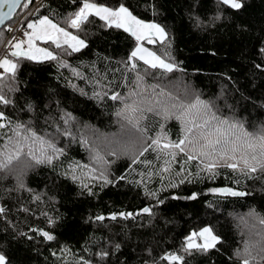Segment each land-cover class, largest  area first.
Segmentation results:
<instances>
[{
    "label": "trees",
    "instance_id": "1",
    "mask_svg": "<svg viewBox=\"0 0 264 264\" xmlns=\"http://www.w3.org/2000/svg\"><path fill=\"white\" fill-rule=\"evenodd\" d=\"M83 2L33 0L0 29V45L23 13L25 24L47 16L65 26L64 20ZM90 2L112 8L123 4L137 18L165 28L163 44L145 46L176 68L163 79L158 72L156 79L145 76L146 86L167 85L187 102L199 97L218 116L243 124L250 133L264 128V0H240L242 8L225 12L216 0ZM37 8L38 16L28 15ZM217 14L219 20L214 19ZM89 19L94 22L84 24L83 31L69 28L88 45L79 52L66 55L51 43H36L59 52L58 59L67 67L57 61L21 60L16 79L9 82L15 90L6 89L13 101L5 109L11 120L53 139L63 155L52 165L33 164L23 175L0 171V253L9 264H164L159 258L167 252L183 255L184 264H241L235 253L264 231L257 218H264V172L249 177L221 167L213 177L192 167V175L177 176L178 156L173 171L161 179L148 177L150 169L133 165L127 157L108 156L107 141L120 133L123 123L116 116L122 105L110 96H126L135 88L131 81L136 73L124 63L135 40L122 29L101 27L98 17ZM140 66L142 70V62ZM151 128L152 136L160 131L154 123ZM163 131L174 140L182 127L172 119ZM8 135L10 131L0 137V148L8 143ZM96 152L110 162L109 179L115 183L104 185L92 179L88 168L77 167L91 168ZM122 175L126 179H118ZM82 182L94 195L81 187ZM225 188L247 195H221L218 190ZM145 208L150 212L144 213ZM99 216L104 219L97 220ZM203 227H211L221 243L207 253H183L185 238ZM43 231L55 239L47 241L39 234ZM103 253L107 255L101 259Z\"/></svg>",
    "mask_w": 264,
    "mask_h": 264
},
{
    "label": "snow or ice",
    "instance_id": "2",
    "mask_svg": "<svg viewBox=\"0 0 264 264\" xmlns=\"http://www.w3.org/2000/svg\"><path fill=\"white\" fill-rule=\"evenodd\" d=\"M32 3L33 0H0V24H3L6 19H12L16 9L22 7L27 10ZM216 4L221 12L243 7L240 0H216ZM28 15L38 16V8L29 12ZM89 17H98L103 22L101 27L122 29L135 40L134 48L124 62L130 73H136L134 81H131L135 88L126 96L120 93L110 96L112 101H118L122 105L116 112V116L123 123H121L120 133L107 141L108 156L116 159L127 157L133 165L139 163L150 169L147 172L148 177L160 175L161 179L164 178V173L173 171V165L177 163L178 156L180 170L175 173L177 176L184 172L192 175L189 171L192 167L213 177L217 174L215 170L221 167L249 177L257 171L264 172V128L260 129L259 133H250L245 130L243 124L218 116L199 97L192 102H187L168 91L167 85L162 86L159 82L147 86L144 84L145 76L156 79L158 72L163 79L165 74L173 72L176 68L174 63L166 62L156 52L150 51L145 46V44L154 45L157 42L163 44L167 37L164 27L158 23L145 22L137 18L123 4L112 8L90 2V0H84L82 6L64 20L65 27L53 22L47 16H38L37 19L26 24V28L31 29V31H23V37H26V40L12 37L6 47H0V69L6 74L0 76V137L7 135L8 131L11 132V135L7 136L8 143L0 148V171H16L19 175H23L33 164L52 165L54 160L63 155V149L58 148L53 139L38 136L23 123H14L11 120L5 109L13 101L7 97L6 89L7 91L15 90L9 82L16 79V70L21 60L57 61L60 66L67 67L66 63L58 59L59 52L38 47L36 41L51 43L55 45L56 50H62L66 55L79 52L88 46L86 41L67 29L83 31L84 24L94 22ZM220 18L219 14L214 17L215 20ZM195 26H200L199 20ZM25 44H27L26 49ZM140 62L143 64L142 70ZM172 119L178 121L182 127V134L174 140L163 131L166 123ZM153 123L160 129L155 136L150 135ZM146 154L153 155L154 158L148 159ZM141 157L145 159L141 160ZM193 161L196 163L192 164ZM109 163L104 156L96 152L91 168L88 165H77V167L88 168L92 179L101 180L104 185H107L115 183L109 179ZM96 164H100L101 167H96ZM199 172L196 174L198 175ZM140 175L143 177L145 173ZM75 179L76 177L73 176V180ZM118 179H126V176L122 175ZM183 182L182 178L180 183ZM172 186L176 185L172 183ZM81 187L87 188L89 195H94L88 184L82 182ZM218 191L225 196L247 195L230 188ZM149 194L155 195V193ZM190 198L195 200L196 196L193 195ZM3 211L4 209L0 208V213ZM143 212L149 213L150 210L145 208ZM249 215L256 214L250 212ZM123 218L127 219L128 214H124ZM257 218L260 224H264V218ZM96 219L102 221L104 217L99 216ZM111 219L115 220L116 216L113 215ZM50 223L55 221L50 220ZM33 231L36 230L33 229ZM39 234L47 241L55 239V236L47 231ZM257 235L258 240L244 241L242 250L235 253L241 264H264V231ZM220 243V237L213 233L211 227H203L199 231L191 232L185 238L181 251L187 255H192L193 252L207 253ZM106 255L107 253H103L101 259ZM159 259L164 264H184V256L176 252L164 253ZM0 264H9L3 253H0Z\"/></svg>",
    "mask_w": 264,
    "mask_h": 264
},
{
    "label": "built area",
    "instance_id": "3",
    "mask_svg": "<svg viewBox=\"0 0 264 264\" xmlns=\"http://www.w3.org/2000/svg\"><path fill=\"white\" fill-rule=\"evenodd\" d=\"M27 13V12H26ZM26 13H23L16 21L15 23L9 28V32L6 36V38L3 40V43L1 47H6L12 37H16L17 39L24 38L23 37V31H28L26 28V24L24 23V18L26 16ZM4 72L2 69H0V75H2Z\"/></svg>",
    "mask_w": 264,
    "mask_h": 264
},
{
    "label": "water",
    "instance_id": "4",
    "mask_svg": "<svg viewBox=\"0 0 264 264\" xmlns=\"http://www.w3.org/2000/svg\"><path fill=\"white\" fill-rule=\"evenodd\" d=\"M19 9H20V8L16 9V14H17V12L19 11ZM5 11H7V9H5ZM16 14H15V15H16ZM15 15L12 17V19H6V20L4 21L3 24H0V29H1L4 25H6V24L9 23L10 21H12V20L14 19Z\"/></svg>",
    "mask_w": 264,
    "mask_h": 264
},
{
    "label": "rangeland",
    "instance_id": "5",
    "mask_svg": "<svg viewBox=\"0 0 264 264\" xmlns=\"http://www.w3.org/2000/svg\"><path fill=\"white\" fill-rule=\"evenodd\" d=\"M60 26H62V27H65V26H63V25H60ZM68 31H70V32H72L73 34H75V35H77L75 32H73V31H71V30H69V29H67ZM28 31H31V29H29ZM25 40H26V37H25ZM3 43V42H2ZM2 43H1V45H2ZM36 43H37V41H36ZM1 45H0V47H1ZM37 46V45H36ZM25 49L27 48V44H25ZM38 47H41V46H38ZM4 74V73H3ZM2 74V75H3Z\"/></svg>",
    "mask_w": 264,
    "mask_h": 264
}]
</instances>
